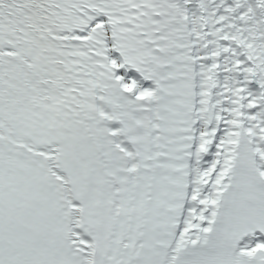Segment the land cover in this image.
I'll list each match as a JSON object with an SVG mask.
<instances>
[{
    "label": "snow or ice",
    "instance_id": "snow-or-ice-1",
    "mask_svg": "<svg viewBox=\"0 0 264 264\" xmlns=\"http://www.w3.org/2000/svg\"><path fill=\"white\" fill-rule=\"evenodd\" d=\"M0 264H264V0H0Z\"/></svg>",
    "mask_w": 264,
    "mask_h": 264
}]
</instances>
